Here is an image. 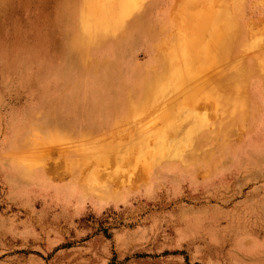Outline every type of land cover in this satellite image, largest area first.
Here are the masks:
<instances>
[{
  "label": "rangeland",
  "instance_id": "1",
  "mask_svg": "<svg viewBox=\"0 0 264 264\" xmlns=\"http://www.w3.org/2000/svg\"><path fill=\"white\" fill-rule=\"evenodd\" d=\"M154 2L139 0L116 31L93 28L95 36L108 39L125 34L138 18L156 23L157 44L161 42L156 50L151 53L153 41L141 38L128 53L130 60L123 59L129 61H123L128 71L149 68L150 86L165 73V52L183 32L178 0ZM236 2L242 38H254V50L236 47L227 58L217 48L219 63L207 65L203 74L184 81L160 104L142 105L147 92L132 93L130 103L137 111L131 119L130 94L101 96L89 87L74 89L85 79L62 78L71 63L64 47L67 38L80 34L83 0H0V264H264V200L256 202L264 195V66L257 67L264 63V0ZM71 5L76 6L75 27H62L63 18L70 17L63 8ZM247 25H255L261 35ZM103 42L91 47L95 58L105 48ZM98 58L96 72L112 61ZM241 69L251 73L244 78ZM101 75L90 83L116 78ZM227 83L235 95L229 97L231 106L225 92L229 88L223 87ZM160 86L155 83L151 90ZM243 87L247 94L241 107ZM98 96L97 104L90 103ZM80 101L89 104L70 107ZM95 108L109 111L108 116L105 112L96 120L93 114L92 121L86 120L85 113ZM53 110L66 115L55 122ZM117 115L115 129L99 133ZM200 118L205 119L202 126L197 125ZM182 119L178 138L193 127L200 134L195 133L186 149L190 163L161 160L177 165L168 173L149 152L155 149L158 131ZM122 127L127 128L118 133ZM140 140L148 153L118 163L116 151ZM103 155L104 164L99 161ZM95 171L105 180L98 188L89 186ZM255 186L261 188L256 192Z\"/></svg>",
  "mask_w": 264,
  "mask_h": 264
},
{
  "label": "bare ground",
  "instance_id": "2",
  "mask_svg": "<svg viewBox=\"0 0 264 264\" xmlns=\"http://www.w3.org/2000/svg\"><path fill=\"white\" fill-rule=\"evenodd\" d=\"M138 1L139 0H83V5L80 9V18H79L80 19L79 25H80V29H81L80 34L78 36L75 35L71 38L70 37L67 38L66 46L64 47V50L68 51L67 52L68 56H69L68 61H71V63H68L69 65H67L65 67L64 74L62 77L64 80H67V79L69 80V78L73 77V76H77L79 79H85V81H83L82 84L77 85L74 89L83 90V89H87L89 87L90 90H95V92L97 94H100L101 96L105 95L103 93H108V92L113 93V92L119 91V92L124 93V92L129 91L130 96L128 95L129 96L128 105L129 104L130 105L128 107L132 108V111H133V115H132L131 119L133 118L134 114L137 111L136 106L134 107V105H132L133 102L130 103V99L133 98L132 93H131L132 91L143 90V93L147 92L145 95L146 98H144V102L142 103V105L153 104L152 102H156V103L158 102V104H160L165 100V98H167L169 93H171L172 91H175L178 87L183 86L184 81L191 79L193 77L199 76L200 74H203L201 72L203 70H205L207 65L212 64L214 62L217 63L218 61H220L221 56H219V54L217 53V51H216L217 48L222 49L223 52L225 53L224 56L227 58H229L231 56V54L234 52L236 47L243 46L241 49H243V50L245 49L246 51H249L252 49L254 50L253 45H254V43H256V40H253L254 39L253 38L252 39L253 41L252 40L248 41V40H245L244 37L242 38V34H244V32H242L241 24L239 21L240 18L237 15L239 7L237 6V2L235 4V0H178V5H177L178 7L176 10L177 15H178L177 18H178L179 24L183 28V32H182V34L178 35V37H176L177 41L174 43L175 46L173 48H171V51L165 52L166 53L165 58L167 60L168 66L166 68L165 73L156 78L155 83H160L161 86H160V88H158V90H156V92H153L154 90H151V88L153 87V85L155 83L150 86L151 74H152L151 72L152 71L149 68L142 69L140 67H132L128 71L127 68L124 67L123 61H125V63L129 62V61H126V60H130L128 53H130L136 47V45L138 44L137 43L138 39L144 38V39H148L149 41L152 40L153 42L149 47L150 52L153 53L154 50H156L157 46H159L161 44V42L159 44H157L158 42L156 40V38H158V36H159V31H157L156 27H153L156 23L153 21L152 22H146L143 18H138L136 20V22L134 21L130 25H127V27H126V32L130 29L131 33L129 35L126 34V35L122 36L121 38H119L117 41H114V42L111 40H107L106 36H102V37L95 36L94 35L95 33L93 32V28H96V30L100 29V28L105 29V30L114 29V31H116L117 27H118L117 25L125 17H127L131 14L130 11L134 7L139 5V4H137ZM156 1H158V0H155V2L153 3L155 6L157 4ZM160 1H162V0H160ZM230 2L234 3V5L231 4L232 8H234L233 11L230 7ZM240 2H241V0H240ZM153 4H151V5H153ZM63 10L65 12L70 10V17L65 18L64 16H60L62 18L64 17L60 23L61 26L64 27L66 25L67 28L75 27L74 20H76V19L74 18L73 15L76 13V6L73 7V5H71V6H68L66 8H63ZM150 13L148 12V14H150ZM81 15H82V18H81ZM254 26L253 25L248 26L251 33H255L259 30V29H257V31H255ZM257 26H258V24H257ZM168 27L169 26H167V28ZM123 29L125 30V27ZM163 30L164 29H162V31ZM162 31H160V32L162 33ZM162 34H164V33H162ZM259 35H261L260 32H259ZM258 37H260V36H258ZM102 40L107 41L105 46H104L105 48L100 50V52L98 53L99 55L96 56V58H95L94 51L91 47L93 45H96L97 43L101 44L103 42ZM159 40H160V38H159ZM164 42L167 43L169 41H167L165 39ZM240 44H243V45H240ZM260 44H261V42H260ZM102 46H103V44H102ZM262 47H264V46L262 45ZM100 53L103 54L104 56L111 57L112 61L102 64L99 67V70L96 72L95 69H93V68L96 67L97 65H100V63H98L99 62L98 57L100 56ZM123 54H125L126 58H124L122 56ZM263 57H264V55H263ZM123 59H126V60H123ZM154 59H155V57L153 56L151 59L152 63H153ZM234 61H236V60H234ZM263 66H264V63L262 65L261 61H260V63L258 64L257 67H258V69L259 68L261 69V67H263ZM208 68H209V66H208ZM213 69H215V68H213ZM206 71H208V70H206ZM218 71H222V69L218 70ZM60 73H62V72H60ZM215 73H217V72H215ZM240 73L245 78V76L249 75L251 72H249V70L247 71L246 69H241L239 74ZM99 74L100 75L102 74L103 77H106V78H107V74H113V75H115L116 78L108 79L109 81L110 80L111 81L107 85L105 82L108 80L101 82L99 85H94V84L90 83V81L93 79L95 80L97 78V76H99ZM112 79H114V80H112ZM171 79H174V82H177L176 83L177 87L173 86V82ZM198 79L199 78H197L196 80H198ZM205 79L206 78L204 77L203 83L205 82ZM198 82H200V80ZM228 82H229V80H228ZM242 82H244V81H242ZM178 83H180V84H178ZM232 84H234V83H232ZM121 85L123 88L121 87ZM191 85H192V82H191ZM228 85L229 84L227 83V85H224L223 87L229 88L228 92L227 91H225V92L228 94V95H226V98L229 99L228 100L230 103L229 106H231L232 101L229 97H233L235 95H233L232 91L230 90L231 85L230 86H228ZM199 86H200V84H199ZM199 86H197V87L199 88ZM194 88L193 89L196 90V92H199V91H197L196 86H194ZM201 88L202 87H200L199 90ZM185 90H186V88H185ZM151 91H152V93H151ZM191 91L192 90H190L189 92L191 93ZM243 91L245 92V95L242 97L243 99L240 102L241 107H242V105L245 104L244 98L247 94L245 87H243ZM200 92H202V89ZM241 92H242V90H241ZM155 93H156V95H154ZM186 93L183 96L187 97V98H189L190 95L194 94V93H192V94L189 93V96L188 95L186 96ZM239 94L240 93H236V96L238 97ZM99 96L96 97L94 100H91L90 103L95 102L94 104H97ZM194 96H196V95H194ZM180 97L182 98V96H180ZM254 97H255V95H254ZM213 98L214 97H212V99ZM263 99H260V100H263ZM182 100H184V99H182ZM185 100L187 102L188 99H185ZM195 100H193L194 103H195ZM193 101H192V103H193ZM223 103H224V100H223ZM81 104H89V103H87V101H82V102L80 101L79 103L71 102L70 107H75V106H78ZM210 104L215 105V103L213 104V102ZM212 105H210V107ZM235 105H236V103L234 102V108H235ZM95 109H97L95 112L85 113L84 118L86 120L92 121L91 115L95 114L94 119L99 120V117L101 116V114L103 115L105 112H107V114L105 113L106 114L105 116H108V114H109V111H107V110H102L101 108H95ZM216 109H218V108H216ZM216 109H212V110L216 111ZM143 112H145V111H143ZM236 112H238V111H236ZM52 114L56 115V117L54 119L55 122L56 121L58 122L59 120H61L62 117L64 118L66 115V113H64V112H55L54 110H53ZM88 115H90V116H88ZM186 116H188V115H186ZM78 117L81 119L80 115ZM196 117H198V116H196ZM223 117H226V116H223ZM117 118H118V115L113 119V121L111 123H107L105 125H102V127L99 130V133L105 134L108 132V130L111 131V130L115 129L114 126L116 125L115 121L117 120ZM175 119H173V120H175ZM204 121H205V119H203V118L198 119L197 125L202 126L204 124ZM183 122H184V119H182L180 123L176 121L177 124L176 123L166 124L165 128L158 131V136L155 140V146H154L155 149L153 151L149 152L153 157H155L153 159V161H160L158 163L156 162L157 165L158 164L162 165V167L164 168L163 170L165 172H168V173H172L175 170H177L178 169L177 165L175 163L174 164H172V163L163 164L161 162V160H164V159L176 160L178 162H181L182 164L190 163V161H191V158L187 157L188 155H187L186 149L188 146L192 145L193 142H191V140L192 141L194 140V137L198 133L199 128L193 127L191 130H185V131H183V135L181 134L180 135L181 137L178 138L179 137L178 132L180 129L179 127H180V124H182ZM127 124H129V123H127ZM110 125H112V126H110ZM207 125H208V123H207ZM260 127H261V125H260ZM122 128L123 129L119 130L118 133L123 131L127 127H122ZM155 128H156V126H155ZM156 130H158V129L156 128ZM156 130L154 129V131H156ZM152 131H153V129H152ZM146 133L147 132L144 131V134H146ZM198 134H200V132ZM143 135H140V136H143ZM151 137L153 138V136H151ZM137 138H135V139H137ZM175 138H176V141H173L172 139H175ZM176 142H177V144H176ZM121 146H123V144ZM117 147L115 146L114 148L113 147L112 148H113V150L116 148L115 149V151H116ZM122 149L123 150L118 149L116 151L117 152L116 159H118L117 160L118 163H123V161L124 160L126 161V159L128 162V158L134 159V158H136V156L138 157L139 154L148 153L147 148H146V142L144 140H140V142L136 145H130V146L125 147V148L123 147ZM105 150H107V149H105ZM196 150H197V146H196ZM107 151H109V150H107ZM107 151H106V153H108ZM191 154H192V160H195V157H194L195 153L192 152ZM100 155H102V154H100ZM100 155H99V157H100ZM171 156H174V158ZM148 157H149V155H148ZM137 159H139V158H137ZM101 160H103V161H101ZM106 160H107V155L106 156L103 155V157H101V159L99 161H101V163L103 162V164H104V162H106ZM147 160L149 161V159H147ZM99 163H98V165L100 166ZM143 168L145 169V167H143ZM152 169H153V167H152ZM97 171H95V172H97ZM115 171L117 172V170H115ZM118 171H119V173H122V171L120 169H118ZM95 172L91 175V178H89V184H91V182H92V184L89 186L92 187V185H94V186L96 185L97 186L96 188H98V187H100L99 184L102 183V182L100 183V181H105V180H103L101 178V176L99 175V174H101V172H99V174H98V172L97 173H95ZM115 173L112 175L113 178L120 175V174H115ZM95 178H97L96 180H98L97 183L95 181ZM109 180H111V179H109ZM127 182H129V181L127 180ZM109 186H110L109 184L103 185L104 189L108 188Z\"/></svg>",
  "mask_w": 264,
  "mask_h": 264
},
{
  "label": "crops",
  "instance_id": "3",
  "mask_svg": "<svg viewBox=\"0 0 264 264\" xmlns=\"http://www.w3.org/2000/svg\"><path fill=\"white\" fill-rule=\"evenodd\" d=\"M131 33V31H130V29L125 33V34H123L122 36H124V35H129ZM122 36H119V37H117V38H108L107 40H111V41H117L119 38H121ZM106 40H104V42L103 43H105L106 44ZM100 55H103V54H101L100 53ZM140 92V90H138V91H132L131 93H133V94H138ZM125 93H127V94H129V91H127V92H125ZM261 187L260 186H255V190H256V192L260 189ZM252 192L253 191H251L250 193L252 194ZM263 194V193H262ZM264 200V195L259 199V198H256V202L258 203L259 201H263Z\"/></svg>",
  "mask_w": 264,
  "mask_h": 264
}]
</instances>
